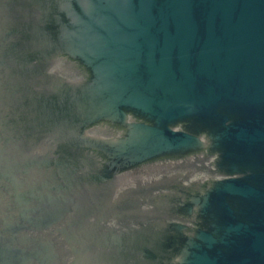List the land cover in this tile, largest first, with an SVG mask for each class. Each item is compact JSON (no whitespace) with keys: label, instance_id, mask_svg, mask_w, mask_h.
I'll list each match as a JSON object with an SVG mask.
<instances>
[{"label":"water","instance_id":"1","mask_svg":"<svg viewBox=\"0 0 264 264\" xmlns=\"http://www.w3.org/2000/svg\"><path fill=\"white\" fill-rule=\"evenodd\" d=\"M0 264H264V0H0Z\"/></svg>","mask_w":264,"mask_h":264}]
</instances>
